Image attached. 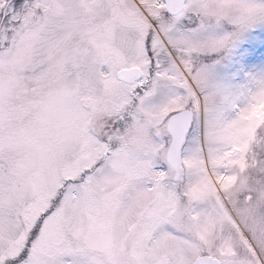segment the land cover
Listing matches in <instances>:
<instances>
[{
	"label": "snow or ice",
	"instance_id": "obj_1",
	"mask_svg": "<svg viewBox=\"0 0 264 264\" xmlns=\"http://www.w3.org/2000/svg\"><path fill=\"white\" fill-rule=\"evenodd\" d=\"M264 0H0V264H264Z\"/></svg>",
	"mask_w": 264,
	"mask_h": 264
},
{
	"label": "rangeland",
	"instance_id": "obj_2",
	"mask_svg": "<svg viewBox=\"0 0 264 264\" xmlns=\"http://www.w3.org/2000/svg\"><path fill=\"white\" fill-rule=\"evenodd\" d=\"M255 31L260 32V31H264V29L257 28L255 29Z\"/></svg>",
	"mask_w": 264,
	"mask_h": 264
}]
</instances>
